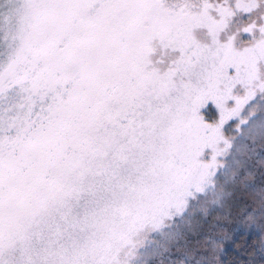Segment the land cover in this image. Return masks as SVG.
I'll list each match as a JSON object with an SVG mask.
<instances>
[{
    "label": "snow or ice",
    "instance_id": "6c2138e0",
    "mask_svg": "<svg viewBox=\"0 0 264 264\" xmlns=\"http://www.w3.org/2000/svg\"><path fill=\"white\" fill-rule=\"evenodd\" d=\"M0 264H264V0H0Z\"/></svg>",
    "mask_w": 264,
    "mask_h": 264
}]
</instances>
